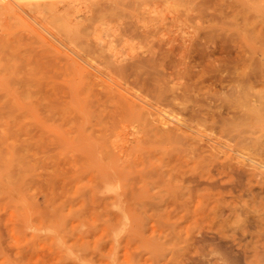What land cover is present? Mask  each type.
<instances>
[{
	"label": "rangeland",
	"instance_id": "obj_1",
	"mask_svg": "<svg viewBox=\"0 0 264 264\" xmlns=\"http://www.w3.org/2000/svg\"><path fill=\"white\" fill-rule=\"evenodd\" d=\"M18 1L0 264H264V0Z\"/></svg>",
	"mask_w": 264,
	"mask_h": 264
},
{
	"label": "bare ground",
	"instance_id": "obj_2",
	"mask_svg": "<svg viewBox=\"0 0 264 264\" xmlns=\"http://www.w3.org/2000/svg\"><path fill=\"white\" fill-rule=\"evenodd\" d=\"M18 1V0H17ZM22 1V0H21ZM28 1V0H27ZM41 1H43V0H41ZM46 1V0H45ZM51 1V0H50ZM50 1H48L47 0V2H49L50 3ZM2 2V1H1ZM4 2V1H3ZM18 2H20V1H18ZM22 2H24V1H22ZM40 1H33V0H29V2H27L28 4H32V7H33V4L35 5V3H39ZM51 2H55V1H51ZM59 4V3H58ZM40 5V4H39ZM45 5V4H44ZM24 6V5H23ZM52 6H53V4H52ZM34 7H36V6H34ZM29 8V7H28ZM31 8V7H30ZM43 8V7H42ZM57 8H58V6H57ZM39 9H40V7H39ZM44 9V8H43ZM53 9V8H52ZM54 10V11H53ZM52 11L53 12H55V11H58L57 9H53ZM33 12H34V10H32ZM51 10L49 11L50 13L52 12ZM37 12H39V13H41L42 11L40 10V11H37ZM44 12V11H43ZM42 12V13H43ZM59 12V11H58ZM62 13V12H61ZM36 14V13H35ZM47 14H49V13H47ZM55 14V13H54ZM16 16V15H15ZM50 16H51V14H50ZM53 17V16H52ZM56 17V16H55ZM4 19V18H3ZM52 19V18H51ZM54 19V18H53ZM7 20V19H6ZM4 21V20H3ZM2 34V33H1ZM34 35V34H33ZM122 62V61H121ZM140 63H141V61H140ZM137 64V67H138V65H139V68L140 69H142L143 68V62L141 63V64ZM126 64V63H125ZM136 64V63H135ZM143 64V65H142ZM142 66V68H141V66ZM133 66V64L132 65H124V64H120L119 63V60H116V61H113V62H110L109 63V66H108V68L110 69V72H113V74L115 73L116 75L118 74V75H120V76H124V75H127V76H129L130 75V69H131V67ZM135 66V65H134ZM133 66V67H134ZM136 67V66H135ZM137 67H136V69H137ZM138 68V69H139ZM137 69V70H138ZM139 69V70H140ZM132 71H135V70H132ZM139 72V71H138ZM132 73H134V72H132ZM129 107V106H128ZM129 108H131V107H129ZM83 116V115H82ZM78 123V122H77ZM145 125V124H144ZM77 127V126H76ZM150 128V127H149ZM146 129V128H145ZM145 129H142L143 131V133H145L144 131H148L149 132V130L147 129V130H145ZM140 131V130H139ZM138 131V132H139ZM151 132V131H150ZM149 132V133H150ZM140 133V132H139ZM149 133H147V135H149ZM138 136H139V134H137ZM137 135H135V138H136V136ZM146 134H144V135H142V136H145ZM146 135V136H147ZM141 136V137H142ZM179 137H180V134L176 131V130H170V131H156L155 132V134L154 135H152L150 138H153V142H157V144H160V145H162L163 143H168V144H173V143H177L176 145H178V139H179ZM138 138V137H137ZM141 139V138H140ZM139 139V140H140ZM154 139H155V141H154ZM139 140H138V142H139ZM143 141V140H142ZM151 141H152V139H151ZM140 143H141V141H140ZM156 144V145H157ZM134 147V146H133ZM175 147V146H174ZM191 147V146H190ZM193 147V146H192ZM241 147L242 146H240V145H235V146H233V148H232V150L234 151V152H238V153H240L241 154ZM186 148H187V151H188V149H189V146H186ZM191 150L193 149V148H190ZM113 151V150H112ZM189 152H191L190 150H189ZM194 153V152H193ZM216 155V154H215ZM112 156H114V155H112ZM194 156V155H193ZM110 157H111V155H110ZM215 158V157H214ZM213 158V159H214ZM182 159V157L180 156L179 157V160H181ZM169 161H172L173 162V159L171 158ZM216 161H214V163H215ZM225 164V163H224ZM104 176L106 177V175L104 174ZM104 176L102 177V178H104ZM110 177V176H109ZM148 177V176H147ZM106 180H108V178L106 179ZM114 181V180H113ZM104 182H106V181H103V184H104ZM111 182V181H110ZM106 183H108V182H106ZM102 184V185H103ZM111 188V187H110ZM115 193V192H114ZM109 195V194H108ZM123 197V196H122ZM107 198V197H106Z\"/></svg>",
	"mask_w": 264,
	"mask_h": 264
}]
</instances>
